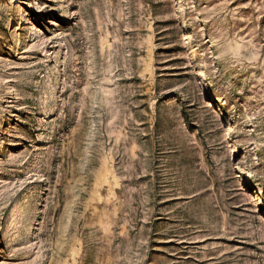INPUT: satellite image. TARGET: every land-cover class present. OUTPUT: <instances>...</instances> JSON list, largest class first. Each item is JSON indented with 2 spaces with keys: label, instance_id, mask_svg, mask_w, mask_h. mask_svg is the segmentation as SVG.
<instances>
[{
  "label": "rangeland",
  "instance_id": "obj_1",
  "mask_svg": "<svg viewBox=\"0 0 264 264\" xmlns=\"http://www.w3.org/2000/svg\"><path fill=\"white\" fill-rule=\"evenodd\" d=\"M0 264H264V0H0Z\"/></svg>",
  "mask_w": 264,
  "mask_h": 264
},
{
  "label": "bare ground",
  "instance_id": "obj_2",
  "mask_svg": "<svg viewBox=\"0 0 264 264\" xmlns=\"http://www.w3.org/2000/svg\"><path fill=\"white\" fill-rule=\"evenodd\" d=\"M11 23H12V21L10 22V24ZM27 38H28V34H27L26 30L24 29L22 34L17 39V41H18V47L17 48H19V46L23 45L26 42ZM55 68H57V64H56ZM255 185H256L255 182L249 180V189L250 190H255L256 189V194H260L261 193V189L259 187H256ZM12 221L13 220H11V222L6 225V227H5L6 233H9V232L11 233L13 231V229H12L13 228L12 227L13 226V222Z\"/></svg>",
  "mask_w": 264,
  "mask_h": 264
}]
</instances>
